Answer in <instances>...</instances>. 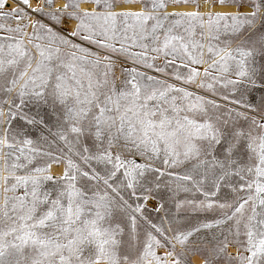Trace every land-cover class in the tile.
<instances>
[{
  "label": "snow or ice",
  "instance_id": "snow-or-ice-1",
  "mask_svg": "<svg viewBox=\"0 0 264 264\" xmlns=\"http://www.w3.org/2000/svg\"><path fill=\"white\" fill-rule=\"evenodd\" d=\"M0 264H264V0H0Z\"/></svg>",
  "mask_w": 264,
  "mask_h": 264
}]
</instances>
